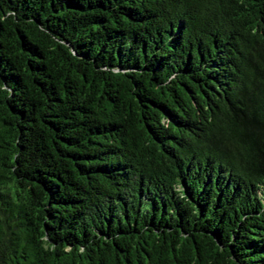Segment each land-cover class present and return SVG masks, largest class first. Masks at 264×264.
<instances>
[{
    "label": "trees",
    "instance_id": "1",
    "mask_svg": "<svg viewBox=\"0 0 264 264\" xmlns=\"http://www.w3.org/2000/svg\"><path fill=\"white\" fill-rule=\"evenodd\" d=\"M0 264H264V0H0Z\"/></svg>",
    "mask_w": 264,
    "mask_h": 264
}]
</instances>
